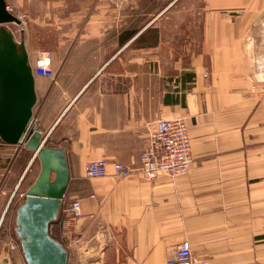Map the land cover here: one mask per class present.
<instances>
[{
	"label": "crops",
	"instance_id": "0c3cea01",
	"mask_svg": "<svg viewBox=\"0 0 264 264\" xmlns=\"http://www.w3.org/2000/svg\"><path fill=\"white\" fill-rule=\"evenodd\" d=\"M177 1L74 0L69 9L56 0L63 16L28 18L21 32L31 65L37 49L50 53L54 77L34 76L32 124L65 152L62 203L81 205L82 244L67 264H165L182 242L194 264H264V0ZM173 8L197 21L164 22ZM177 117L187 123L188 171L147 179L148 133ZM32 157L0 140V264H26L7 211L11 193L38 176L39 161L20 189ZM99 159L132 173L86 178L84 163Z\"/></svg>",
	"mask_w": 264,
	"mask_h": 264
},
{
	"label": "water",
	"instance_id": "95a60500",
	"mask_svg": "<svg viewBox=\"0 0 264 264\" xmlns=\"http://www.w3.org/2000/svg\"><path fill=\"white\" fill-rule=\"evenodd\" d=\"M20 19L0 0V140L32 152L40 163L35 181L15 211V233L26 264H67L68 252L49 234L69 182L65 152L49 148L32 124L35 78L23 42L6 25Z\"/></svg>",
	"mask_w": 264,
	"mask_h": 264
},
{
	"label": "built area",
	"instance_id": "2783aa9c",
	"mask_svg": "<svg viewBox=\"0 0 264 264\" xmlns=\"http://www.w3.org/2000/svg\"><path fill=\"white\" fill-rule=\"evenodd\" d=\"M37 59L32 64L34 76L52 79L54 72L49 66L50 53L46 50L37 51ZM191 163L190 141L187 123L184 118H167L157 121L149 131L147 141L139 156L140 172L150 180L159 176L174 178L185 175ZM86 178L113 177L123 179L131 175L132 169L128 165L114 163L109 170L104 159L88 161L83 165ZM17 200L25 199V192L17 193ZM16 196V189L11 193L9 202ZM81 217V205L78 199L65 203L61 202L58 218L49 226L58 233V239L67 250L78 248L82 244V237L76 231V221ZM105 239L111 240L112 233L103 231ZM50 234V233H49ZM165 264H194L190 246L187 242L178 244L174 254Z\"/></svg>",
	"mask_w": 264,
	"mask_h": 264
},
{
	"label": "rangeland",
	"instance_id": "374dc122",
	"mask_svg": "<svg viewBox=\"0 0 264 264\" xmlns=\"http://www.w3.org/2000/svg\"><path fill=\"white\" fill-rule=\"evenodd\" d=\"M55 1L56 0H5L9 11L12 12L14 15H16L21 21L20 25L7 24L6 25L7 29L10 32H12L16 40L20 42L19 38H20L21 32L23 30L26 31V29L29 28L30 22L27 21L28 18L34 19L37 17L38 18L50 17V19L53 20L56 14H58V16L60 14H62L61 16L65 14V11L63 13L62 10L60 9L59 11H56L58 9L55 8ZM63 1L67 3V5L69 6L68 7L69 9H70V6L73 5L72 3L74 2V0H63ZM159 1L162 2L163 0H159ZM175 5H177L178 7L179 6L180 7H183V6L197 7L199 5V0H178L175 3ZM174 10L175 8L171 9V11L169 10L168 13L162 16L164 22L172 23L175 21L177 22L197 21V16H198L197 13L185 12L182 14H178ZM170 32L173 33L174 30L171 29V30L164 31L166 35L169 34ZM38 35H39V32H38ZM53 40H54V30L52 29L50 30L48 36H45V38L43 37L40 38L39 42L40 44L43 45L45 42H52ZM39 50H43V49H37V51ZM37 169H38V160L35 161V163L31 166L30 171L24 176L23 182L21 183L22 186L20 187V189H23L26 186V184L28 183L30 178L35 174ZM17 195L18 194L16 190V196L11 202H9L11 203V205L9 206V209L7 211V218L10 220V222L14 221L16 208L18 207L19 204L23 202V200L21 201L17 200L18 198ZM49 233L51 237L59 241L58 233L55 229L50 228Z\"/></svg>",
	"mask_w": 264,
	"mask_h": 264
}]
</instances>
